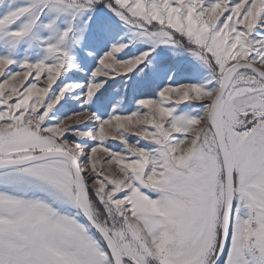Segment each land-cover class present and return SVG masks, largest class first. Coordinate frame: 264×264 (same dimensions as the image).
<instances>
[{
	"label": "snow or ice",
	"instance_id": "1",
	"mask_svg": "<svg viewBox=\"0 0 264 264\" xmlns=\"http://www.w3.org/2000/svg\"><path fill=\"white\" fill-rule=\"evenodd\" d=\"M0 264H264V0H0Z\"/></svg>",
	"mask_w": 264,
	"mask_h": 264
}]
</instances>
